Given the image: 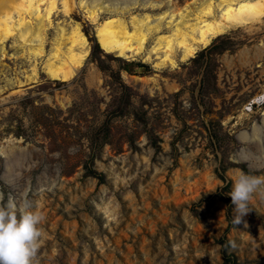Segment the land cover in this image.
Wrapping results in <instances>:
<instances>
[{
    "label": "rangeland",
    "instance_id": "374dc122",
    "mask_svg": "<svg viewBox=\"0 0 264 264\" xmlns=\"http://www.w3.org/2000/svg\"><path fill=\"white\" fill-rule=\"evenodd\" d=\"M130 1L194 0H101L100 22ZM72 19L90 47L68 81L26 80L18 41L0 44V207L27 199L45 217L33 264H264V198L235 224L228 195L237 171L264 176V25L155 70L105 52L84 11Z\"/></svg>",
    "mask_w": 264,
    "mask_h": 264
},
{
    "label": "bare ground",
    "instance_id": "6f19581e",
    "mask_svg": "<svg viewBox=\"0 0 264 264\" xmlns=\"http://www.w3.org/2000/svg\"><path fill=\"white\" fill-rule=\"evenodd\" d=\"M100 1L0 0L1 48L4 50L3 44L10 37L18 41L15 43L22 49L19 54L30 66L26 80H34L42 71L54 82H65L84 66L90 47L81 23L72 19L76 9L84 11L97 24L98 43L105 52L122 59H142L155 70L173 68L178 61H187L212 39L232 29L258 32L264 25V0H194L192 4L176 5L164 11L156 4L148 7L130 1L109 10V16L102 22ZM140 6L145 12L133 14ZM148 10L161 12L153 14ZM58 12L70 18L69 22L64 23V19L54 25L53 16ZM52 30L53 35L49 37ZM263 53L264 41L256 46L253 54L260 60ZM247 55L243 54L242 61L248 65L251 61ZM124 77L128 82L149 79L127 74ZM167 88L175 90L177 86L168 83ZM214 186V183L208 184V188ZM219 221L222 222V215Z\"/></svg>",
    "mask_w": 264,
    "mask_h": 264
},
{
    "label": "clouds",
    "instance_id": "9594fccd",
    "mask_svg": "<svg viewBox=\"0 0 264 264\" xmlns=\"http://www.w3.org/2000/svg\"><path fill=\"white\" fill-rule=\"evenodd\" d=\"M239 159L247 161L249 157L242 155ZM228 195L234 205V223L238 224L251 210L253 199L264 198V176L237 171ZM34 208L27 199L20 204L9 199L0 207V264H33L43 235L40 225L45 219Z\"/></svg>",
    "mask_w": 264,
    "mask_h": 264
}]
</instances>
